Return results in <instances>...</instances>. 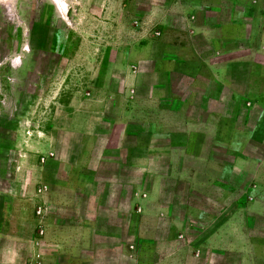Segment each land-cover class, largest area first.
<instances>
[{
	"label": "crops",
	"instance_id": "crops-1",
	"mask_svg": "<svg viewBox=\"0 0 264 264\" xmlns=\"http://www.w3.org/2000/svg\"><path fill=\"white\" fill-rule=\"evenodd\" d=\"M251 2L230 0L227 8L240 6L245 14L215 21L204 11L213 6L219 13L221 3L181 2L170 9L181 16L179 27L167 15L152 16L164 24L160 37L134 45L125 54L131 62L115 66L124 72L118 90L108 92L112 113L98 118L84 101V123L74 130L85 160L69 165L62 183L68 197L58 203L67 202L62 214L83 218L43 223L34 238L43 248L32 256L37 264L264 263V235L254 236L256 220L264 223V157L252 156L254 132L246 125L254 105L264 110V63L254 79L251 46L242 60L240 48L228 45L252 14ZM261 46L255 52L264 56V30ZM254 86L261 88L255 96ZM239 108L245 128L236 125ZM107 135L112 143L103 142ZM238 174L246 178L241 193ZM39 182L46 199L48 183ZM46 200L38 206L42 216Z\"/></svg>",
	"mask_w": 264,
	"mask_h": 264
},
{
	"label": "rangeland",
	"instance_id": "rangeland-1",
	"mask_svg": "<svg viewBox=\"0 0 264 264\" xmlns=\"http://www.w3.org/2000/svg\"><path fill=\"white\" fill-rule=\"evenodd\" d=\"M191 1L203 3V0H0V264H37L32 256L38 250L43 251L42 247L37 250L34 241L40 226L48 222L78 223L83 218L62 214L67 202V206L58 203L59 198L68 197L67 187L62 183L68 179L69 165L75 160H85L77 153L80 139L74 130L75 124L84 123L85 115L81 113L84 101L98 112L96 117L102 113L108 117L112 113L108 92L118 90L124 72L115 66L131 62L129 54H125L134 45L160 37L164 24L153 22L152 16L167 15L170 25L179 27L181 16L170 9ZM229 2L204 0L223 6L219 13L213 6L204 13L212 14L211 21L231 16L233 11L245 14L243 7L227 8ZM251 3L255 4L252 14L243 18L235 31L236 38L228 45L240 48L237 55L242 60L251 46L252 74L254 79H260L264 56L255 51L262 49L264 0ZM242 60H238L240 69ZM242 78L238 69V84ZM260 90L254 86L252 95ZM240 91L244 93L238 87V95ZM74 112L80 113L71 118ZM251 114L252 119L246 125L254 135L248 144L254 148L251 153L254 159L260 160L264 157V110L254 105ZM243 116L244 111L239 108L238 127H244ZM111 139L107 135L103 142L110 143ZM43 159L46 161L41 163ZM235 179L236 191L241 193L246 178L238 174ZM39 180L48 183L47 200L38 194ZM45 200L50 205L48 214L42 216L38 206ZM245 201L242 195L238 206L243 207ZM106 219L111 217L102 221ZM256 223L254 236L264 235V223L259 219ZM129 235L126 231L125 240ZM257 262L264 264L263 258Z\"/></svg>",
	"mask_w": 264,
	"mask_h": 264
}]
</instances>
